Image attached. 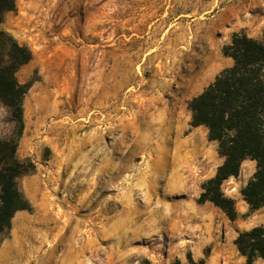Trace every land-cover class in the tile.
Instances as JSON below:
<instances>
[{
  "label": "rangeland",
  "instance_id": "1",
  "mask_svg": "<svg viewBox=\"0 0 264 264\" xmlns=\"http://www.w3.org/2000/svg\"><path fill=\"white\" fill-rule=\"evenodd\" d=\"M0 30L32 52L16 75L32 210L0 264H245L238 232L264 226L241 195L256 163L222 186L237 221L199 203L224 160L188 103L233 65L234 34L264 41V0H16ZM16 128L0 102V139Z\"/></svg>",
  "mask_w": 264,
  "mask_h": 264
},
{
  "label": "trees",
  "instance_id": "2",
  "mask_svg": "<svg viewBox=\"0 0 264 264\" xmlns=\"http://www.w3.org/2000/svg\"><path fill=\"white\" fill-rule=\"evenodd\" d=\"M15 10L16 0H0V24L7 13ZM222 52L232 59L233 65L190 100L188 107L191 126L208 129L209 141L217 143L218 154L224 160L216 175L203 184L199 203H212L235 222L239 217L236 202L225 195L222 186L239 177L246 161L256 163V172L241 195L251 212L264 208V41L236 33ZM31 60L28 47L0 30V102L10 109L17 124L12 138L0 139V236L12 229L17 213L32 210L18 183L28 168L17 157L24 131L23 102L29 85L20 84L16 76ZM234 244L245 264L264 261V226L238 232ZM188 264L205 262L188 256Z\"/></svg>",
  "mask_w": 264,
  "mask_h": 264
}]
</instances>
